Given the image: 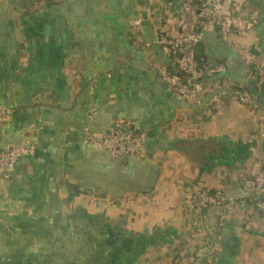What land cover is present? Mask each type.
Masks as SVG:
<instances>
[{"label": "crops", "instance_id": "1", "mask_svg": "<svg viewBox=\"0 0 264 264\" xmlns=\"http://www.w3.org/2000/svg\"><path fill=\"white\" fill-rule=\"evenodd\" d=\"M219 4L195 56L223 70L191 102L161 78L160 36L200 29L177 0H0V104L13 110L0 150H29L0 181L1 258L169 264L208 241L196 264H264L260 213L229 204L199 222L187 199L244 198L264 171V93L232 96L264 69V0ZM116 122L141 132L142 160L85 142Z\"/></svg>", "mask_w": 264, "mask_h": 264}, {"label": "built area", "instance_id": "2", "mask_svg": "<svg viewBox=\"0 0 264 264\" xmlns=\"http://www.w3.org/2000/svg\"><path fill=\"white\" fill-rule=\"evenodd\" d=\"M182 11L196 15L199 20L198 32L181 34L175 38L160 36V44L166 46L172 70L161 71V78L167 82L172 92L184 101L198 102L203 81L213 77L223 70L221 66L200 64L195 56V49L202 40L203 33L212 31L221 16L219 0H177ZM251 85L264 93V69L261 67L253 71ZM232 96L241 104L249 105L252 95L245 87L235 88ZM13 110L0 104V127L9 121ZM264 138V135H261ZM141 132L133 127L116 122L106 133L85 132V142L99 147L115 157H132L142 160ZM29 150L23 145H11L0 150V181L10 178L12 166ZM252 190L240 199L226 197L221 191H210L196 188L188 192L189 205L199 222H204L202 211L210 207L225 206L233 203L248 204L264 219V171H260L253 181ZM200 219L202 221H200ZM208 241H204L199 248L193 247L182 250L173 255L169 264H196L199 255L208 249Z\"/></svg>", "mask_w": 264, "mask_h": 264}, {"label": "flooded vegetation", "instance_id": "3", "mask_svg": "<svg viewBox=\"0 0 264 264\" xmlns=\"http://www.w3.org/2000/svg\"><path fill=\"white\" fill-rule=\"evenodd\" d=\"M2 259V261H0V264H36L34 262H32L31 260L29 261V259L26 258V256H21L19 258H10V259H3V257L1 258L0 255V260Z\"/></svg>", "mask_w": 264, "mask_h": 264}, {"label": "water", "instance_id": "4", "mask_svg": "<svg viewBox=\"0 0 264 264\" xmlns=\"http://www.w3.org/2000/svg\"><path fill=\"white\" fill-rule=\"evenodd\" d=\"M177 8H179V5L176 6L175 9H177ZM46 35H47V33H46ZM45 42H47V37L45 38ZM201 50H202V48L199 46V47L196 48L195 53L199 54V52H200ZM165 84H167V83H165ZM248 91H249L253 96H257V90H256L253 86H250V87L248 88ZM98 148H99V147H98ZM251 185H253V183H251V184L248 185V187H249L250 189H251Z\"/></svg>", "mask_w": 264, "mask_h": 264}, {"label": "trees", "instance_id": "5", "mask_svg": "<svg viewBox=\"0 0 264 264\" xmlns=\"http://www.w3.org/2000/svg\"><path fill=\"white\" fill-rule=\"evenodd\" d=\"M196 59H197V61H198L200 64H204V63H205V61H203L202 58H198V57H196ZM169 69L172 70V67L169 68ZM10 176H11V175H10Z\"/></svg>", "mask_w": 264, "mask_h": 264}, {"label": "rangeland", "instance_id": "6", "mask_svg": "<svg viewBox=\"0 0 264 264\" xmlns=\"http://www.w3.org/2000/svg\"><path fill=\"white\" fill-rule=\"evenodd\" d=\"M234 205H240V203H233ZM246 208H249L250 209V206L248 204H245L244 205ZM199 258V257H198Z\"/></svg>", "mask_w": 264, "mask_h": 264}]
</instances>
